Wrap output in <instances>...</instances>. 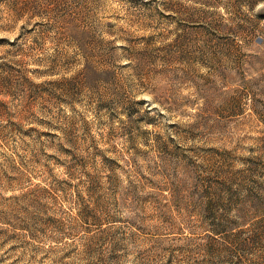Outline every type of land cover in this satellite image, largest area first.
Returning <instances> with one entry per match:
<instances>
[{
  "label": "rangeland",
  "instance_id": "obj_1",
  "mask_svg": "<svg viewBox=\"0 0 264 264\" xmlns=\"http://www.w3.org/2000/svg\"><path fill=\"white\" fill-rule=\"evenodd\" d=\"M0 264H264V0H0Z\"/></svg>",
  "mask_w": 264,
  "mask_h": 264
}]
</instances>
